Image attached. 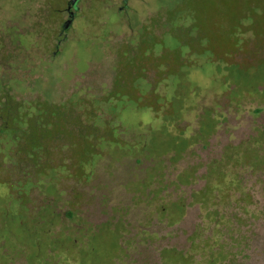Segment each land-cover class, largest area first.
<instances>
[{
  "label": "rangeland",
  "instance_id": "obj_1",
  "mask_svg": "<svg viewBox=\"0 0 264 264\" xmlns=\"http://www.w3.org/2000/svg\"><path fill=\"white\" fill-rule=\"evenodd\" d=\"M183 1L79 0L56 50L67 0H0V91L84 98L111 134L93 140L88 174L42 177L34 211L0 172V264H264V39L252 35L264 1L258 26L240 0L197 12L204 48L182 61ZM142 39L162 77L152 61L129 92H110Z\"/></svg>",
  "mask_w": 264,
  "mask_h": 264
},
{
  "label": "trees",
  "instance_id": "obj_2",
  "mask_svg": "<svg viewBox=\"0 0 264 264\" xmlns=\"http://www.w3.org/2000/svg\"><path fill=\"white\" fill-rule=\"evenodd\" d=\"M263 1L240 0V7L250 10L252 25L258 26L259 24L260 17L256 9L263 7ZM227 2L228 0H184L182 2L183 9H185L186 14H189V21L182 25V46L186 48L185 51L182 50V61L189 60L188 56L193 53L203 51L204 47H202L201 41L204 24H202L198 13L216 12L218 8H224L225 10H222L227 12L231 9L229 4H226ZM206 15L208 14L203 16ZM256 18L257 21H255ZM182 19L184 18L182 17ZM245 30V26H242L241 23L231 26V37L234 44L240 39L239 33ZM252 35L257 43L264 39V31L260 29L254 30ZM223 36L228 39V36ZM148 46L149 40L142 39L135 52L136 57L140 55L137 62L133 64L127 62L122 66L123 69L118 68L115 71L110 92H129L132 88L131 81L135 79L136 75L140 76L139 68L143 66L147 71L146 65H150L152 61L157 69L158 79L162 77V65L156 62L154 56L148 54ZM222 46H224L223 51L233 52L236 55L240 52L235 46L230 48H226L225 44ZM146 71L142 73L143 76ZM79 99L82 100L80 101L82 104L75 106L72 99L59 102L51 99L26 101L25 99L17 100L8 94V91H0V140H2L3 135L8 140L0 141V154L2 151L8 153V159H0V172H6L10 192L15 194V198L28 211L35 209L34 206L30 205L32 191L36 190L38 193V182L42 177L47 176L52 168L62 166L68 171L78 172L79 176L88 174L84 163L87 164V158L94 151L93 140L102 134L108 138L111 137L109 130H102L92 120V115H96V113L85 108L83 101L85 99ZM81 138L86 141L84 147L80 146ZM73 147H76L77 150L73 151ZM56 150L61 154L59 158L52 156ZM92 172L89 176L92 175ZM76 179L79 181V178ZM11 182H14L16 188H12ZM186 200L187 197L185 196V203Z\"/></svg>",
  "mask_w": 264,
  "mask_h": 264
},
{
  "label": "water",
  "instance_id": "obj_3",
  "mask_svg": "<svg viewBox=\"0 0 264 264\" xmlns=\"http://www.w3.org/2000/svg\"><path fill=\"white\" fill-rule=\"evenodd\" d=\"M78 3L79 0H68L67 1V6H66V11L68 13L67 19L63 21L62 25H61V31L60 33H65V31L70 28L73 19L75 17L76 11L78 9ZM124 6H127V3L124 2ZM121 9V7H119V10Z\"/></svg>",
  "mask_w": 264,
  "mask_h": 264
},
{
  "label": "flooded vegetation",
  "instance_id": "obj_4",
  "mask_svg": "<svg viewBox=\"0 0 264 264\" xmlns=\"http://www.w3.org/2000/svg\"><path fill=\"white\" fill-rule=\"evenodd\" d=\"M68 1V0H67ZM127 1H129V0H122V2L124 3V2H126L127 3ZM66 6H67V3H66ZM122 7H125L126 8V6H122ZM66 9V8H65ZM67 12V11H66ZM67 15H68V13H67ZM60 34V36L61 37H59L58 39H57V43H56V45H55V48H56V50L59 48V44L61 43V41H62V39L63 38H65L66 37V34L63 32V33H59Z\"/></svg>",
  "mask_w": 264,
  "mask_h": 264
}]
</instances>
